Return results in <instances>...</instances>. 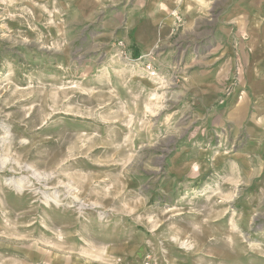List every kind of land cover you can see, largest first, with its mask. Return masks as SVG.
I'll return each mask as SVG.
<instances>
[{"label": "rangeland", "instance_id": "374dc122", "mask_svg": "<svg viewBox=\"0 0 264 264\" xmlns=\"http://www.w3.org/2000/svg\"><path fill=\"white\" fill-rule=\"evenodd\" d=\"M211 2L0 0V264H264V12Z\"/></svg>", "mask_w": 264, "mask_h": 264}, {"label": "crops", "instance_id": "0c3cea01", "mask_svg": "<svg viewBox=\"0 0 264 264\" xmlns=\"http://www.w3.org/2000/svg\"><path fill=\"white\" fill-rule=\"evenodd\" d=\"M100 1V0H99ZM132 9L129 8L126 18L131 13H136L132 17L137 18V25L134 28L135 45L140 49H152L154 39L151 34L159 30L169 29L173 24L172 16L179 15L182 20L188 16H201L210 11L211 0H131ZM137 6V7H136ZM264 12V0H248L247 3L234 6V11ZM262 14V13H260ZM257 24L256 27H264V14H253ZM171 17V19H170ZM260 19V20H259ZM264 35V34H263ZM136 36V37H135ZM251 36V35H250ZM156 40V39H155ZM139 42V43H138ZM138 43V44H137Z\"/></svg>", "mask_w": 264, "mask_h": 264}, {"label": "built area", "instance_id": "2783aa9c", "mask_svg": "<svg viewBox=\"0 0 264 264\" xmlns=\"http://www.w3.org/2000/svg\"><path fill=\"white\" fill-rule=\"evenodd\" d=\"M120 46H122V43H120ZM139 60H140V58H139ZM143 68H144V71H146L148 74H154V72L155 71H153V68L151 67V64H144V66H143Z\"/></svg>", "mask_w": 264, "mask_h": 264}, {"label": "bare ground", "instance_id": "6f19581e", "mask_svg": "<svg viewBox=\"0 0 264 264\" xmlns=\"http://www.w3.org/2000/svg\"><path fill=\"white\" fill-rule=\"evenodd\" d=\"M25 215V214H24Z\"/></svg>", "mask_w": 264, "mask_h": 264}]
</instances>
